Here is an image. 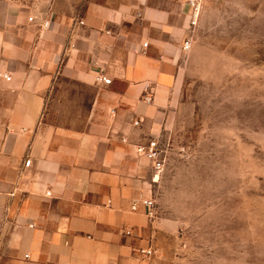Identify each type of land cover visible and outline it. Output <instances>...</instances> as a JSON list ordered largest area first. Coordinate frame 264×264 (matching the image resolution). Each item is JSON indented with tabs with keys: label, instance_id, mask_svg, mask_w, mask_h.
Here are the masks:
<instances>
[{
	"label": "crops",
	"instance_id": "1",
	"mask_svg": "<svg viewBox=\"0 0 264 264\" xmlns=\"http://www.w3.org/2000/svg\"><path fill=\"white\" fill-rule=\"evenodd\" d=\"M188 11L184 0H0V72L11 78H0V264L158 260L175 225L131 211L150 196L134 145L194 78L196 28L181 50Z\"/></svg>",
	"mask_w": 264,
	"mask_h": 264
},
{
	"label": "rangeland",
	"instance_id": "2",
	"mask_svg": "<svg viewBox=\"0 0 264 264\" xmlns=\"http://www.w3.org/2000/svg\"><path fill=\"white\" fill-rule=\"evenodd\" d=\"M190 68L153 133L151 220L175 225L154 264H264V0H205Z\"/></svg>",
	"mask_w": 264,
	"mask_h": 264
},
{
	"label": "built area",
	"instance_id": "3",
	"mask_svg": "<svg viewBox=\"0 0 264 264\" xmlns=\"http://www.w3.org/2000/svg\"><path fill=\"white\" fill-rule=\"evenodd\" d=\"M204 0H184V3L186 7L189 9L188 14H187V32H188V37L183 41V44L181 46V50L183 52H188L191 47V38L190 35L192 34L193 30L196 28L198 24V20L202 11V5H203ZM146 43L143 44V47H146ZM142 53H145L143 50ZM0 78L5 80V81H10V76L5 73L0 72ZM96 81L98 83L103 82V77L99 76L96 78ZM143 102L146 104L152 103V92L148 91L147 93L145 92V95L143 97ZM134 126H140V121L135 120L133 122ZM149 138L145 142H140L139 144L134 145V150L135 153L138 156L144 157L150 164L151 170L153 172V178L152 181L154 182V177H158L160 173L163 170V163H164V158L162 156V151L159 149V141L155 137L153 133H151ZM122 141L125 143V139H122ZM49 192L46 193V195L49 196ZM141 205L146 208V215L147 217L151 220L153 218V213H154V205L155 201L153 200L152 196H149L147 198H141L137 202H134L131 206V211L135 212L137 210V207ZM128 233V232H127ZM138 253L141 256L148 257L152 254L151 249H139ZM116 264V263H114Z\"/></svg>",
	"mask_w": 264,
	"mask_h": 264
}]
</instances>
